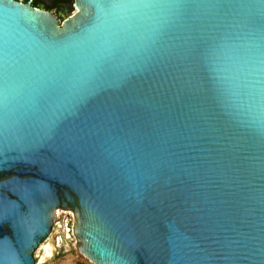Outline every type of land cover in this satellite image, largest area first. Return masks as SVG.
<instances>
[{
  "label": "water",
  "instance_id": "water-1",
  "mask_svg": "<svg viewBox=\"0 0 264 264\" xmlns=\"http://www.w3.org/2000/svg\"><path fill=\"white\" fill-rule=\"evenodd\" d=\"M76 7L0 0V264H264V0Z\"/></svg>",
  "mask_w": 264,
  "mask_h": 264
},
{
  "label": "rangeland",
  "instance_id": "rangeland-1",
  "mask_svg": "<svg viewBox=\"0 0 264 264\" xmlns=\"http://www.w3.org/2000/svg\"><path fill=\"white\" fill-rule=\"evenodd\" d=\"M72 218L68 213L58 212L52 234L33 253L36 263L42 264H92L77 249L76 239L72 236ZM42 245H48L45 253Z\"/></svg>",
  "mask_w": 264,
  "mask_h": 264
},
{
  "label": "flooded vegetation",
  "instance_id": "flooded-vegetation-1",
  "mask_svg": "<svg viewBox=\"0 0 264 264\" xmlns=\"http://www.w3.org/2000/svg\"><path fill=\"white\" fill-rule=\"evenodd\" d=\"M13 2L50 15L59 21V26L77 13L76 0H13Z\"/></svg>",
  "mask_w": 264,
  "mask_h": 264
},
{
  "label": "bare ground",
  "instance_id": "bare-ground-1",
  "mask_svg": "<svg viewBox=\"0 0 264 264\" xmlns=\"http://www.w3.org/2000/svg\"><path fill=\"white\" fill-rule=\"evenodd\" d=\"M42 249L45 251V253H49V248H48V245H42Z\"/></svg>",
  "mask_w": 264,
  "mask_h": 264
},
{
  "label": "built area",
  "instance_id": "built-area-1",
  "mask_svg": "<svg viewBox=\"0 0 264 264\" xmlns=\"http://www.w3.org/2000/svg\"><path fill=\"white\" fill-rule=\"evenodd\" d=\"M57 214H58V212H57ZM57 214H56V217H57ZM70 215V214H69ZM71 216V215H70Z\"/></svg>",
  "mask_w": 264,
  "mask_h": 264
}]
</instances>
